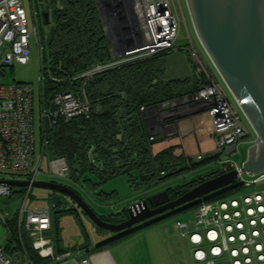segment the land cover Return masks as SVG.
Here are the masks:
<instances>
[{"label": "trees", "instance_id": "16d2710c", "mask_svg": "<svg viewBox=\"0 0 264 264\" xmlns=\"http://www.w3.org/2000/svg\"><path fill=\"white\" fill-rule=\"evenodd\" d=\"M29 1L30 4L40 6L43 12H48L47 24L50 26L47 38L42 39L40 50V104L54 110L53 98L64 91L89 104L87 114L67 119L63 115H56L51 123L40 122V145H44L51 159L62 157L67 164V175L61 180L67 181L78 193V187L87 186L95 194L108 197L110 193L96 192L97 186L115 176L126 175L128 183L140 190L143 198L147 191L171 178L198 170L215 161L218 164V154L208 153L201 158L199 155V161H194L178 144L153 150L158 135H148L141 110L193 96L200 87L210 82L207 71L194 70L191 76L166 78L164 62L166 55L172 51L169 49L117 64L90 76L83 75L98 64L110 62L114 57L97 0ZM4 66L0 65V74H3ZM222 172V167H217L207 174H199L185 185L165 190L172 199ZM241 187L235 180L229 186L174 211L164 212L116 233L102 243L116 242L161 221L171 213L196 209L203 201L226 197L227 193ZM22 193L19 188H13L11 192L15 196ZM72 203L73 206L63 208V211H79L76 204ZM57 204L63 205L61 199L57 200ZM119 214H123L121 220L127 218L126 209ZM108 216L100 215L109 221ZM4 225L8 229L4 249L9 254L17 251L27 255L34 264L48 263V259L41 257L34 249L30 237L18 230L16 215L6 218ZM52 232L55 235L52 239L54 251L67 252L66 248L60 249L56 228L51 223L49 235ZM78 247L74 245L71 249Z\"/></svg>", "mask_w": 264, "mask_h": 264}, {"label": "built area", "instance_id": "2783aa9c", "mask_svg": "<svg viewBox=\"0 0 264 264\" xmlns=\"http://www.w3.org/2000/svg\"><path fill=\"white\" fill-rule=\"evenodd\" d=\"M108 1L112 12L111 24L118 29V50L112 48L113 60L98 64L83 75L90 76L126 61L173 49L178 18L170 0H132V13L129 10L131 0ZM31 36L37 43L40 59L37 29L29 27L24 1L0 0V65L13 67L27 64ZM188 50L197 57L191 45ZM38 77L40 80V70ZM53 102L54 110L40 104L41 123H51L56 115L67 119L89 111L87 102L66 91L56 94ZM155 108V112L147 115V128L160 130L161 133L173 129L169 121L179 116L181 111H204L209 120L207 129L224 154L222 170L236 169V180L242 186L264 182V170L257 173L241 171V165L231 159L238 144L245 138L246 130L240 114L211 76L210 82L200 87L193 96L178 98ZM141 110L144 113L147 109ZM33 121V86L15 80L0 83V180L34 181L42 173L41 160L47 153L44 145L36 149ZM48 169L49 176L61 179L68 171L62 157L50 159ZM13 188L0 182V195H10ZM30 190L28 186L20 211L16 214L17 228L30 237L34 249L41 257L47 258L48 263L58 262L70 253L54 251V243L49 236L52 223L50 209L25 206ZM194 214L192 218L173 220L178 235L190 245L194 264H264V192L255 188L251 193L237 197L203 201ZM4 217L6 219L7 216L0 215V225H4ZM87 263V259L81 260V264ZM0 264L34 263L27 255L17 251L9 254L4 244H0Z\"/></svg>", "mask_w": 264, "mask_h": 264}, {"label": "rangeland", "instance_id": "374dc122", "mask_svg": "<svg viewBox=\"0 0 264 264\" xmlns=\"http://www.w3.org/2000/svg\"><path fill=\"white\" fill-rule=\"evenodd\" d=\"M24 6L27 11L29 27L31 30L33 27L37 29V36L39 39V44L41 45L42 39H46L50 30L48 24L43 23L42 9L35 3H31L29 0H23ZM171 8L177 15L178 18V29L177 37L174 43L172 51L165 57L164 67H165V77H186L191 76L193 71L196 72L204 71L206 64L200 62V57L205 55L196 32L193 27L192 19L189 13V9L185 0H170ZM106 30L107 25L105 24ZM191 45L195 51L196 56L191 55L188 50V46ZM112 47V46H111ZM30 55L28 63L25 65L16 64L15 66H4L3 74H0V83H10L14 80L29 82L34 88V136L36 149L40 146V102H39V52L38 46L34 39V36L30 37ZM113 51V50H112ZM114 53V52H113ZM207 55V54H206ZM205 64V65H204ZM208 72V71H207ZM221 78V77H220ZM222 89L225 90L231 104L235 107L236 111L240 114L242 123L246 130L245 141L238 144L236 152L231 155V159L237 163L242 164L246 158L247 148L254 141L253 138L256 137V133L249 123L248 119L245 117L243 111L235 101L234 97L226 87L225 83H220ZM178 124L179 130L177 134L172 135L174 129L168 130V135L162 136V134H157L158 137L153 143V150H159L165 146L172 144H178L189 154L194 161H199L203 156L208 155L205 150L207 147L212 146V150L218 154V164L214 163L206 165L198 170L188 171L180 176L171 178L165 183L159 185L157 188L147 191L146 196H150L153 193L164 190L166 188H175L181 185H185L192 181L199 174H207L209 171L216 169L217 167H222V161L225 159L224 154L221 149L215 143L212 132L208 131L207 125L209 124L208 117L204 111H195L190 113V111H181L179 116H176L170 121L175 125V121L180 120ZM169 121V122H170ZM183 126L184 129L181 127ZM180 127L183 129L181 130ZM207 131L211 135V139L214 141L215 145L211 141H204V137ZM172 135V136H170ZM196 136H199L202 140L198 141ZM198 152H203V154L197 156ZM51 157L44 155L41 160V170L42 173L38 175L37 179L41 180H55L60 183L69 185L65 180H61V177H51L48 175V162ZM22 178V177H19ZM22 190V195L15 196L10 195H0V215L7 216L6 218H11L18 214L20 207L23 202L24 195L27 191V187H14V190ZM76 188V186H75ZM264 192V182L257 185H243L240 189L232 190L227 193L226 197H237L243 195L244 193H251L254 189ZM80 195L85 199V201L99 214V215H109V222L118 223L122 221V215L119 213H124V210L132 203L140 200L143 193L133 188L127 181L126 175H118L112 179L100 184L96 188L97 191H102L105 193H110L107 196L98 195L92 192L89 187L83 186L77 189ZM61 199L62 204H57V200ZM28 201L25 206L28 208L33 207H47L50 209L51 221L53 226L57 229L59 237L65 238V241L69 240L70 243H82L86 242L93 245V243L98 240H102L107 237H113L116 233L108 230H102L97 228L89 218L81 211L71 212L63 211V208L73 206L72 201L65 197L62 193H57L49 189L31 187L30 193L28 195ZM195 209H187L180 212L171 213L162 220L164 222H171L175 218H192L194 217ZM5 219V217H4ZM7 228L4 225H0V244H4L7 239ZM52 239L55 238L54 232L50 235ZM77 238V239H76ZM80 239V241H79ZM63 242V241H62ZM81 245V244H80Z\"/></svg>", "mask_w": 264, "mask_h": 264}, {"label": "water", "instance_id": "95a60500", "mask_svg": "<svg viewBox=\"0 0 264 264\" xmlns=\"http://www.w3.org/2000/svg\"><path fill=\"white\" fill-rule=\"evenodd\" d=\"M198 40L217 73L253 127L256 138L247 148L241 171L257 173L264 170V0H185ZM107 38L117 51L118 29L111 24L112 12L108 0H97ZM132 0L129 10L132 13ZM44 24L48 12L42 13ZM151 106L143 113L155 112ZM174 132L175 125L171 124ZM148 135L160 134L151 131ZM237 170H227L194 185L175 198L160 190L145 196L127 207V218L118 223L100 215L71 186L53 180H0L12 187H38L66 195L79 211L99 229L119 233L164 212L200 199L232 184ZM154 206V207H151Z\"/></svg>", "mask_w": 264, "mask_h": 264}, {"label": "crops", "instance_id": "0c3cea01", "mask_svg": "<svg viewBox=\"0 0 264 264\" xmlns=\"http://www.w3.org/2000/svg\"><path fill=\"white\" fill-rule=\"evenodd\" d=\"M200 59V62L206 64L205 70L208 71L212 80L227 96L220 84L223 81L208 56L205 54L203 57H200ZM180 121L181 119L175 121L176 131L173 132L172 135L178 133V124ZM181 127L184 129L183 126ZM181 127L180 129L183 130ZM205 133L204 141H212L215 145L214 141L211 139V135L207 131H205ZM160 134L165 137L168 135L167 132ZM255 138L256 137H254L253 140H255ZM196 139L198 141L202 140L199 136H196ZM243 141H245V138ZM181 149L183 150L182 147ZM207 149L205 153L214 152L212 146L207 147ZM198 153L197 156L203 154V152ZM215 162L212 163L216 165ZM55 234L59 239L60 249L66 248L70 255L58 262L47 264H81V260L83 259L88 260L87 264H194L191 258L190 245L185 239L178 235L173 220L167 223L161 220L155 224L143 227L116 242L102 243L111 238L107 237L98 240L91 246L85 241L82 243H70L69 240L65 241L64 237L60 239L57 229ZM74 245H79V247L72 250L71 247Z\"/></svg>", "mask_w": 264, "mask_h": 264}, {"label": "flooded vegetation", "instance_id": "af4514ba", "mask_svg": "<svg viewBox=\"0 0 264 264\" xmlns=\"http://www.w3.org/2000/svg\"><path fill=\"white\" fill-rule=\"evenodd\" d=\"M151 207H154V206H151Z\"/></svg>", "mask_w": 264, "mask_h": 264}]
</instances>
